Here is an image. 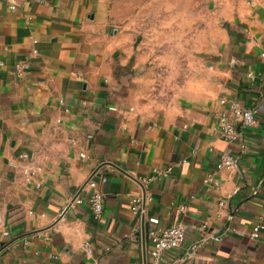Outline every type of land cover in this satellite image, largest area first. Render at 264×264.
<instances>
[{"label": "crops", "instance_id": "1", "mask_svg": "<svg viewBox=\"0 0 264 264\" xmlns=\"http://www.w3.org/2000/svg\"><path fill=\"white\" fill-rule=\"evenodd\" d=\"M177 31L188 44H164ZM263 52L264 0H0V264H149L151 215L187 224L166 264H264V229L235 232L264 210ZM17 61L29 62L24 76ZM222 96L259 108L233 142L217 128ZM225 150L232 169L217 165ZM22 152L42 167L32 182ZM90 179L104 193L99 217L73 201Z\"/></svg>", "mask_w": 264, "mask_h": 264}, {"label": "built area", "instance_id": "2", "mask_svg": "<svg viewBox=\"0 0 264 264\" xmlns=\"http://www.w3.org/2000/svg\"><path fill=\"white\" fill-rule=\"evenodd\" d=\"M34 52H37V49H34ZM264 56V52L262 53ZM4 61L0 59V65H4ZM30 65L28 61H17L11 72L17 76H24ZM252 72L249 73L251 75ZM221 104L227 108V115H224L220 118L217 128L219 129L221 136L228 142H233L239 139L240 133L237 127L239 123L243 127L254 126L258 122L259 108L257 106L247 107L243 105L239 100L234 98H228L222 96L220 98ZM110 108L115 109V106ZM82 156H85L84 153H81ZM20 159L26 161L22 166V173L24 181L32 182L36 179L37 173L41 170V165L31 162L29 156L26 152H22L19 155ZM187 158L182 159V163L187 162ZM238 156L230 151H223L219 157L217 165L219 168H228L232 169L237 165ZM12 166L16 165L15 160L10 162ZM175 164H167L162 167H154L152 171L144 176H141V184L143 188H147L150 182L159 181L167 177L170 173L173 172ZM102 181H107V177L103 176ZM204 181L207 183L214 184L215 186H220L221 181L213 173L208 174ZM91 191L88 195L77 194L73 201L77 203H88L93 209L97 217L101 216L104 208V193L98 187L97 181L90 179L87 182ZM194 197V195H191ZM151 200V196L147 195L145 192L134 194L131 197V208L132 211L136 214H145L147 210V202ZM220 204H225L224 200L220 201ZM188 206L186 204H181L178 207V210L181 212H186ZM147 233L150 243V262L149 264H166V253L170 250L179 249L184 246L187 239V224L179 220L178 222L165 225L161 222L160 218L155 215H151L147 219ZM147 225V222L145 220ZM145 225V226H146ZM264 229V210L259 214L255 224L251 228L250 232H245L243 230H235L236 234L240 236H251L252 238H261V231ZM4 234H8V231H4ZM215 239H221V234H217ZM264 240V238H263ZM87 252H92L91 244L89 241H86L84 244Z\"/></svg>", "mask_w": 264, "mask_h": 264}, {"label": "rangeland", "instance_id": "3", "mask_svg": "<svg viewBox=\"0 0 264 264\" xmlns=\"http://www.w3.org/2000/svg\"><path fill=\"white\" fill-rule=\"evenodd\" d=\"M199 20H197V24ZM197 26H194V21H193V28H192V32L190 33V39H191V44H200L199 42V33L196 32ZM152 36V34L149 35V37ZM160 37L163 39L164 44H183L184 42L186 44H188V33H183V32H167V33H161ZM168 41V42H167ZM162 44V43H161ZM168 65H165V67H167ZM169 68H177L178 69V65L176 66H168ZM162 81V80H161ZM162 83V85L167 86L168 82L164 81V82H160Z\"/></svg>", "mask_w": 264, "mask_h": 264}, {"label": "water", "instance_id": "4", "mask_svg": "<svg viewBox=\"0 0 264 264\" xmlns=\"http://www.w3.org/2000/svg\"><path fill=\"white\" fill-rule=\"evenodd\" d=\"M69 207V206H68ZM144 221V230H145V219L143 220Z\"/></svg>", "mask_w": 264, "mask_h": 264}]
</instances>
